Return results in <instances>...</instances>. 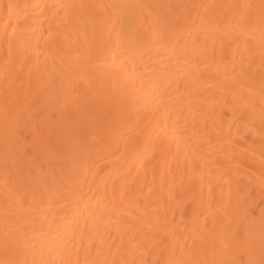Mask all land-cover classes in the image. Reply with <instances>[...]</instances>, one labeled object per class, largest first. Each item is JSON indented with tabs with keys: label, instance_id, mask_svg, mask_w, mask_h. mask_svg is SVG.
Returning <instances> with one entry per match:
<instances>
[{
	"label": "bare ground",
	"instance_id": "1",
	"mask_svg": "<svg viewBox=\"0 0 264 264\" xmlns=\"http://www.w3.org/2000/svg\"><path fill=\"white\" fill-rule=\"evenodd\" d=\"M0 264H264V0H0Z\"/></svg>",
	"mask_w": 264,
	"mask_h": 264
}]
</instances>
